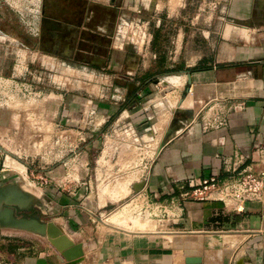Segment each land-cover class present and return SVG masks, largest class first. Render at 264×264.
<instances>
[{
	"label": "rangeland",
	"instance_id": "374dc122",
	"mask_svg": "<svg viewBox=\"0 0 264 264\" xmlns=\"http://www.w3.org/2000/svg\"><path fill=\"white\" fill-rule=\"evenodd\" d=\"M43 1L47 6L52 3L0 0V16H4L0 20V188L12 184L29 196L32 204L27 209L15 207L16 216L38 219L44 215L45 219L38 220L54 221L69 237L65 216L52 203L81 205L82 196L76 197L84 194V207L93 219L89 222L92 233L84 235V247L74 233L70 237L85 251L74 264L83 259H89L86 264H113L112 254L108 261L99 260V250L121 242V233L134 245L159 250L168 245L163 238L173 230L160 221L161 199L151 197L144 186L160 141L156 123L171 115L167 99L177 90L167 78L185 68H201V63L188 61L189 56L211 51L201 31L193 40L196 45L186 35L187 44L181 47L178 29L211 25L220 32L224 25H241L245 16L246 22H257L264 0H59L61 10L68 5L73 10L60 13L50 7L47 14L74 22L67 53L52 51L46 41L40 48L37 45L39 31L50 35L42 18L38 25ZM106 20L109 31L95 26ZM138 51L147 55L141 58L139 69L148 66L150 92H143L144 97L131 105L128 83L133 75L125 63ZM119 56L118 64L108 65ZM178 94L182 97L184 91ZM80 127L84 141L61 132ZM12 162L24 167L13 172ZM128 176L127 193L115 196V186ZM22 238L48 241L36 232L0 228V241L16 244ZM246 244L233 247V262L241 263L248 254L245 250L252 245ZM202 250L201 260L208 255ZM214 251L210 256L219 262L221 257Z\"/></svg>",
	"mask_w": 264,
	"mask_h": 264
},
{
	"label": "crops",
	"instance_id": "0c3cea01",
	"mask_svg": "<svg viewBox=\"0 0 264 264\" xmlns=\"http://www.w3.org/2000/svg\"><path fill=\"white\" fill-rule=\"evenodd\" d=\"M249 13L254 14L252 11ZM245 17H241V25H224L220 32L211 25L204 29L182 25L183 28L178 29L181 47L187 44L184 42L186 35L187 40L196 45L193 40L196 32L201 31L203 42L211 47V51L208 54L192 52L189 56L188 61L201 63V68H185L167 78L177 87L175 95L167 99L172 113L183 98L181 108L193 110L191 121L153 159L144 186V191L151 197L161 199L159 206L166 209L172 207L171 200L180 204L175 209L176 217L166 216L161 209L160 221L173 230L169 231L171 235L163 238L168 245L159 250L134 245L127 234L121 233L118 235L121 242L100 247L99 260L108 261L112 254L113 264H264V195L261 201H247L242 211H234L219 200H181V193L189 187L183 190L178 187L179 182L191 178L198 180L210 175L224 176L226 169L231 167L253 172L264 169V10L256 16L257 22H246ZM95 23L102 31H108L111 27L108 20ZM57 43L60 49L68 51V43L64 39L57 40ZM144 56L147 57L138 51L134 59L132 57L124 62L129 74L133 75L132 83H128V100L140 101L144 97L143 92L145 95L150 92L147 85L149 78L146 77L148 66L139 69ZM120 58H111L108 65L118 64ZM179 92L182 97L178 96ZM172 113L163 120L161 117L156 123L158 131H161L157 142L167 128ZM61 132L84 141L82 127L66 128ZM81 147L84 145L81 144ZM151 150L153 154V148ZM11 166V171L17 173L24 167L18 162H12ZM86 170L84 166L85 174ZM128 179L130 176L115 186V196L127 193ZM70 194L76 195L73 192ZM81 196V205L52 203V207L55 211L60 209L65 216L64 225L69 228H65L66 232L71 238L74 233L76 241L83 240L84 247V235L88 237L92 233L89 222L93 219L90 211L84 207V194L80 192L76 198L81 199ZM152 226L156 228L155 224ZM235 232L247 233L233 234ZM143 241L146 242L145 239ZM246 243L252 245V248L244 249L248 254L245 253L241 263L237 260L233 262V247ZM202 249L208 255L201 260L199 255ZM213 250L220 255L219 262L213 261L210 256ZM197 258L200 261H189ZM87 261L89 259L86 262L83 259L78 264H86ZM0 264L73 263L67 261L45 239L31 241L22 238L16 244L13 240L0 241Z\"/></svg>",
	"mask_w": 264,
	"mask_h": 264
},
{
	"label": "water",
	"instance_id": "95a60500",
	"mask_svg": "<svg viewBox=\"0 0 264 264\" xmlns=\"http://www.w3.org/2000/svg\"><path fill=\"white\" fill-rule=\"evenodd\" d=\"M43 26L49 31L50 35L57 36L58 32L62 31L64 24L58 20L43 17ZM70 26V25H69ZM74 30V27H73ZM73 32V31H72ZM71 32V33H72ZM70 33V34H71ZM188 82L190 83V75H188ZM181 104V102L178 104ZM176 107L173 110L175 116L180 115V109ZM188 113L193 115V110L189 109ZM174 127L170 126L166 128L158 147L156 154L172 139L176 136ZM23 190L18 189L14 185L0 188V228L10 227L14 229L25 230L29 232H36L46 236L50 244L69 262H78L83 256V248L81 243L74 242L63 229L52 220L42 222L35 218L18 217L14 213V208L27 209L29 205H26V198L21 194ZM25 192V191H23Z\"/></svg>",
	"mask_w": 264,
	"mask_h": 264
},
{
	"label": "built area",
	"instance_id": "2783aa9c",
	"mask_svg": "<svg viewBox=\"0 0 264 264\" xmlns=\"http://www.w3.org/2000/svg\"><path fill=\"white\" fill-rule=\"evenodd\" d=\"M186 186L189 189L181 193V200H219L225 207L241 211L245 202L260 200L263 197L264 169L253 172L248 169L238 170L231 167L226 169L224 176L210 175L202 179L191 178L178 183V187L182 190ZM170 203L172 207L166 209L160 206V208L163 209L166 216L176 217L175 209L179 208L180 204H176L172 200Z\"/></svg>",
	"mask_w": 264,
	"mask_h": 264
},
{
	"label": "flooded vegetation",
	"instance_id": "af4514ba",
	"mask_svg": "<svg viewBox=\"0 0 264 264\" xmlns=\"http://www.w3.org/2000/svg\"><path fill=\"white\" fill-rule=\"evenodd\" d=\"M47 1H52V3L51 4H48V6H47V4L43 1V4H42V8H41V11H40V17H39V20H38V25H41L40 23H41V18H43V17H47V18H51V19H55V20H58V21H60V22H62V23H64V24H73L74 22H72L71 20H67V19H65V18H62V17H59V16H51V15H49L48 16V14H47V9L48 8H50V7H53L54 8V10H56V11H59L60 13H69V12H71L72 10H73V8H72V5H68L66 8H64L63 10H61V8L59 7V5L57 4L58 2H59V0H47ZM56 1H57V3H56ZM74 6H76L75 4H74ZM71 10V11H70ZM41 12L44 14L43 16H41ZM47 14V15H46ZM4 16L2 15V13H1V16H0V20L3 18ZM93 16H91V18H92ZM100 18H101V15L99 16ZM3 22H4V20H2ZM1 25V24H0ZM73 27V26H72ZM38 34V37L36 38V41H37V45H38V47L40 48V45H42L43 46V44H44V42L46 41L47 43H49V45H50V48L52 49V51H54V50H56V51H61V52H65V53H67V52H69L70 51V47H69V44H68V47H69V49H68V51H63L62 49H60V47H58L57 46V44H56V39H57V37L56 36H50V35H47V34H45L44 33V31L43 32H38L37 33ZM70 36V35H69ZM64 40H65V42H70V41H68L69 40V37H65L64 38ZM83 42H84V40L81 38V39H79V43L82 45L83 44ZM93 50H98L97 49V47H94L93 48ZM76 54V53H75ZM74 54V55H75ZM77 56H78V54H77ZM95 57H96V55H95ZM89 59V58H88Z\"/></svg>",
	"mask_w": 264,
	"mask_h": 264
},
{
	"label": "bare ground",
	"instance_id": "6f19581e",
	"mask_svg": "<svg viewBox=\"0 0 264 264\" xmlns=\"http://www.w3.org/2000/svg\"><path fill=\"white\" fill-rule=\"evenodd\" d=\"M61 27H62V31L61 32H58L56 34L57 35L56 36L57 37L56 44H58L57 43V40L64 39L65 37H68L70 35V33L73 31V27L72 26L63 25ZM183 101H184V98L181 99V103H183ZM176 107H178V105ZM178 108L180 109L179 110L180 111V115L175 116L174 113H172V116H171L170 121H169L168 126H167V128L170 127V126L174 127L175 134L178 133L182 128H184L185 125L187 123H189L191 121L192 117H193V115L191 113H188V110L189 109L181 108V105H179ZM21 194H23L24 195L23 197L26 198L25 199L26 200V203L25 204L28 205L29 204V196L26 193H24L23 191L21 192ZM195 260L196 261H200L199 258H197V259H189V261H195Z\"/></svg>",
	"mask_w": 264,
	"mask_h": 264
},
{
	"label": "trees",
	"instance_id": "16d2710c",
	"mask_svg": "<svg viewBox=\"0 0 264 264\" xmlns=\"http://www.w3.org/2000/svg\"><path fill=\"white\" fill-rule=\"evenodd\" d=\"M134 101H135V100H134ZM128 102H130L131 105L133 104V100H128ZM131 105H130V106H131ZM36 218H38V219H45L46 216H44V215H39V216H37Z\"/></svg>",
	"mask_w": 264,
	"mask_h": 264
}]
</instances>
